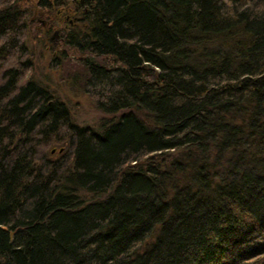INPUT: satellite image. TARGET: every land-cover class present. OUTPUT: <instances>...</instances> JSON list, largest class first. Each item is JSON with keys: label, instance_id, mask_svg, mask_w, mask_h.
I'll return each mask as SVG.
<instances>
[{"label": "trees", "instance_id": "16d2710c", "mask_svg": "<svg viewBox=\"0 0 264 264\" xmlns=\"http://www.w3.org/2000/svg\"><path fill=\"white\" fill-rule=\"evenodd\" d=\"M7 1L0 264H264V0H35L76 17L97 127L25 77Z\"/></svg>", "mask_w": 264, "mask_h": 264}, {"label": "rangeland", "instance_id": "374dc122", "mask_svg": "<svg viewBox=\"0 0 264 264\" xmlns=\"http://www.w3.org/2000/svg\"><path fill=\"white\" fill-rule=\"evenodd\" d=\"M34 1L19 0L17 3L22 9L25 8L24 33L27 54L24 57L30 62L25 77L30 76L48 86L54 94L63 99L74 122L97 127L109 114L97 107V98L92 97L89 91L102 90L103 87L81 83L87 76L79 59L82 58L81 53L63 41L64 32L76 17L70 12L65 13V10L69 9L68 5L43 8L36 6ZM4 2L8 1L0 0V5ZM46 29H50L49 34H45ZM65 49L67 51L62 53ZM74 73L79 79L74 80ZM53 147H50L51 152L55 151H52Z\"/></svg>", "mask_w": 264, "mask_h": 264}, {"label": "water", "instance_id": "95a60500", "mask_svg": "<svg viewBox=\"0 0 264 264\" xmlns=\"http://www.w3.org/2000/svg\"><path fill=\"white\" fill-rule=\"evenodd\" d=\"M52 151H54V148L52 149Z\"/></svg>", "mask_w": 264, "mask_h": 264}]
</instances>
